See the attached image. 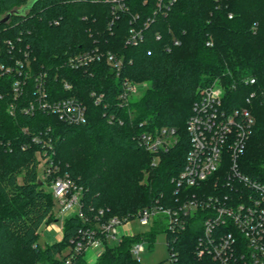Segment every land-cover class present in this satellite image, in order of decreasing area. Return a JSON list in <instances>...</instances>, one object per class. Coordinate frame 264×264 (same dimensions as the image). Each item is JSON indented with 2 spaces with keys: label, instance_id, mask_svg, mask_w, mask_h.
Returning <instances> with one entry per match:
<instances>
[{
  "label": "trees",
  "instance_id": "obj_1",
  "mask_svg": "<svg viewBox=\"0 0 264 264\" xmlns=\"http://www.w3.org/2000/svg\"><path fill=\"white\" fill-rule=\"evenodd\" d=\"M26 1L0 0V61L13 68L0 75V264H91L75 247L92 230L99 232L101 223L114 216L132 218L157 200L175 205L172 178L182 171L190 148L187 124L202 89L214 81L223 88L227 110L248 106L253 111L255 127L239 167L264 184V0H176L155 14V0H40L27 16L3 21ZM134 26L144 29L143 39L127 44ZM95 49L102 57L84 67L67 61ZM26 51L30 65L24 68L31 75L16 98L14 61ZM109 54L122 59L119 71ZM41 71L50 99L86 104L87 122L69 123L41 108L25 111L35 99L34 77ZM124 81L148 88L126 103L119 98ZM166 126L176 129L178 142L153 165L155 156L140 136ZM45 152L83 188L85 217L65 218L62 239L41 245L40 227L60 219L51 182L39 175V156ZM202 215L190 218L185 231L168 233L167 240L176 239L182 262L217 264L209 255L196 258ZM152 227L115 243L106 239L95 264H141L131 252L134 241L168 232L160 218Z\"/></svg>",
  "mask_w": 264,
  "mask_h": 264
},
{
  "label": "built area",
  "instance_id": "obj_2",
  "mask_svg": "<svg viewBox=\"0 0 264 264\" xmlns=\"http://www.w3.org/2000/svg\"><path fill=\"white\" fill-rule=\"evenodd\" d=\"M175 1L155 0L153 13L166 12ZM119 6L124 7L125 4L120 2ZM130 30L126 43L138 44L143 39L144 29L134 26ZM175 42L180 44L178 40ZM5 43L12 44V40L6 38ZM101 57L102 54L95 49L70 55L67 61L72 67L79 68ZM107 59L117 71L121 69L122 59H115L113 54H109ZM14 62L18 66V77L13 83L17 98L31 75L24 68L25 65H30L29 52H24ZM12 70L10 64L0 61V75ZM34 78L36 95L24 107L26 112L34 113L41 108L57 114L69 123L81 124L88 121L86 104L70 97L51 100L46 73L41 71ZM250 81L256 82L254 78H250ZM143 84L145 83L124 81L120 100L126 103L132 101ZM64 85L66 88L72 87L68 81ZM250 95L248 104L254 93ZM100 98L97 97L96 101L99 102ZM9 106L11 113H14L16 105L11 103ZM224 106L223 88L217 81L202 89L199 99L194 102V114L187 124L190 148L186 154V162L180 174L172 178L178 198L175 205L165 206L157 200L155 204L141 208L132 218L114 216L108 222L100 224L99 232L92 230L84 237L86 241H79L75 251L86 252V249L91 248L97 256L101 255L106 239L115 243L123 236L136 234L131 228L132 219H138L141 224H154L160 218L168 229L167 234H179L188 227L190 218L202 212V231L197 237L196 258L209 255L217 264H264V184L249 178L239 167L256 119L248 106L231 110ZM177 142L176 129L168 126L140 136V143L155 156L153 165L159 161L162 152H167ZM47 145L52 149L50 141H47ZM47 153L40 154L39 159L43 161L42 175L50 180L55 201L59 203L58 214L64 219L72 214L85 217L81 202L83 188L75 183L58 162L53 161L52 153ZM100 232L105 237L98 236ZM143 241L145 240L134 241L131 247L133 256L139 262L145 248ZM167 241L170 264H193V261L180 260L176 239ZM70 262L67 260L66 264Z\"/></svg>",
  "mask_w": 264,
  "mask_h": 264
},
{
  "label": "rangeland",
  "instance_id": "obj_3",
  "mask_svg": "<svg viewBox=\"0 0 264 264\" xmlns=\"http://www.w3.org/2000/svg\"><path fill=\"white\" fill-rule=\"evenodd\" d=\"M148 88L147 83L143 84L138 93L135 95V98L138 96H141L142 93ZM41 161V160H40ZM42 164L43 161L40 162V168H39V175L40 178L44 177L42 175ZM51 188V187H50ZM55 212L58 214L59 209V203L55 202ZM62 220V217L60 218V221ZM60 223V222H59ZM153 224V223H152ZM152 224H141L138 219H132L131 220V228L133 229V232L138 234L142 232H151L153 227ZM43 229L41 228V233L43 234ZM122 229V228H120ZM123 231V229H122ZM144 242V250L141 253V264H170L169 263V250L167 245V233L163 230H157L155 233L154 238L149 241L145 240ZM41 245L45 244V239H40ZM88 254V255H87ZM84 257L86 260H88L89 263L95 264L98 260V256L94 253H92V249H86V252L84 254Z\"/></svg>",
  "mask_w": 264,
  "mask_h": 264
},
{
  "label": "crops",
  "instance_id": "obj_4",
  "mask_svg": "<svg viewBox=\"0 0 264 264\" xmlns=\"http://www.w3.org/2000/svg\"><path fill=\"white\" fill-rule=\"evenodd\" d=\"M58 217L61 218L59 214H58ZM63 222H64V218L62 217L61 221L60 219H57L55 222H52V223H43V225L39 229V232L41 231V228H44L42 231L43 234L41 232L40 233H41V238L45 239V244L46 243L52 244L62 239L64 235ZM92 253L95 254L93 250H92Z\"/></svg>",
  "mask_w": 264,
  "mask_h": 264
},
{
  "label": "water",
  "instance_id": "obj_5",
  "mask_svg": "<svg viewBox=\"0 0 264 264\" xmlns=\"http://www.w3.org/2000/svg\"><path fill=\"white\" fill-rule=\"evenodd\" d=\"M38 1L40 0H27L19 8L10 11L3 21L6 22V19H8L11 15H16L18 17L27 16L34 9V6Z\"/></svg>",
  "mask_w": 264,
  "mask_h": 264
}]
</instances>
